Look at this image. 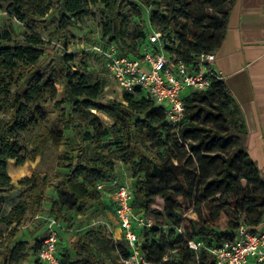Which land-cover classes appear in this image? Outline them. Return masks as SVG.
<instances>
[{
    "label": "trees",
    "instance_id": "16d2710c",
    "mask_svg": "<svg viewBox=\"0 0 264 264\" xmlns=\"http://www.w3.org/2000/svg\"><path fill=\"white\" fill-rule=\"evenodd\" d=\"M234 2L0 0V12L25 25L21 39L12 24L0 31V241L6 249L0 264H43L42 241L18 237L23 222L44 214L47 201L50 218L64 222L68 213L84 214L91 203L102 206L98 184L116 178L117 164L131 172L135 212L155 223L140 231V251L148 264H217L212 251L234 241L241 224L259 230L264 177L248 153L246 123L223 79L187 95L185 116L172 125L165 110L140 89L124 92L121 100L105 97L107 83L89 82L68 52L71 28L94 17L100 43L117 47L123 56L140 59L148 34L156 30L163 33L167 52L193 64L195 56L222 47ZM39 29L63 41L62 54L47 65L42 58L48 41ZM51 102L55 129L47 124ZM69 131L80 148L59 155L63 172L36 169L21 179L19 200L2 215L3 195L16 190L9 162L21 166L28 156L35 160L47 148L59 150L69 143ZM27 132L33 134L26 153L21 136ZM191 212L195 219L188 217ZM110 242L126 261L128 246L115 238ZM75 249L77 258L67 249L59 251L60 264H107L90 242L79 241Z\"/></svg>",
    "mask_w": 264,
    "mask_h": 264
},
{
    "label": "built area",
    "instance_id": "2783aa9c",
    "mask_svg": "<svg viewBox=\"0 0 264 264\" xmlns=\"http://www.w3.org/2000/svg\"><path fill=\"white\" fill-rule=\"evenodd\" d=\"M105 61V67L122 92L144 91L157 107L165 110L166 121L178 124L185 116L184 92L207 91L215 79H222L216 68V53H202L195 56L193 64L176 58L165 49L163 33L153 30L142 47V57L133 59L123 56L115 46L94 47ZM111 186L114 197V212L126 241L130 255L124 264H148L140 251V231L154 227L153 219L137 214L132 205L133 189L126 180L118 178L99 183L104 191ZM58 220L50 218L48 233L42 240L39 259L43 264H60ZM190 247L199 245L190 242ZM217 264H264V223L257 232L241 224L234 241L212 251Z\"/></svg>",
    "mask_w": 264,
    "mask_h": 264
},
{
    "label": "rangeland",
    "instance_id": "374dc122",
    "mask_svg": "<svg viewBox=\"0 0 264 264\" xmlns=\"http://www.w3.org/2000/svg\"><path fill=\"white\" fill-rule=\"evenodd\" d=\"M96 10V9H95ZM12 24L15 30L16 36L21 39L22 34L25 31V25L16 21L8 19L5 11L0 12V31L7 25ZM39 32L47 39L48 44L45 46L44 56L42 63L47 65L52 60L57 59L63 51V41L58 42L56 37L49 36L48 32H44L39 29ZM71 33L74 35V39L68 47V52L75 56V63L84 68L89 82L93 83L97 80H104L107 83L104 96L107 98L121 100L123 98V92L118 87L116 81L110 76L105 67V61L94 50V47H104L101 42V34L98 29L96 19L94 17H88L83 23L74 25L71 28ZM192 90L188 89L184 92V95H189ZM63 98V88L61 89L59 100ZM46 111L48 113V126L52 129L56 128L57 113L54 109V102L46 105ZM4 116V113L0 112V118ZM107 125H111L112 121L106 116L100 114ZM37 132V131H36ZM33 132L23 133L21 140L26 147V153L31 149V138ZM69 138L68 144H63L59 150L47 148L42 156H38L35 160L31 157H27V161L24 165L18 166L15 161H10L8 165V172L12 179L13 185L16 190L11 193L3 195L5 198V205L2 208V215L7 214L9 209L19 200L20 193L22 192V186L19 184L20 180L26 176H31L34 170L40 169L44 173L63 172V169L57 167L58 157L60 154L68 153L73 148V152L79 150V141L76 139L72 131L66 133ZM92 149H94L92 147ZM23 153V155H26ZM116 178L120 180L128 181L131 186L133 180L131 178V172L126 166L122 164L116 165ZM51 189H49V196L51 195ZM107 198L104 196L103 205L100 206L96 203H91L88 210L84 214L70 212L67 214V219L64 221L58 220V232L59 242L58 250L64 251L65 249L71 252L73 258H77L75 246L79 241L90 242L97 257L103 259L107 264H124L122 257L117 249L113 247L110 242L111 239H118L120 244L127 247L126 241L119 236V230L116 228L115 216H114V204L109 205ZM161 201L158 202V207L161 206ZM45 217L36 219L28 216L23 222L19 239H27L33 242L35 239L42 241L48 233V226L50 222V215L48 213L50 209V202H46ZM189 218L195 219L196 214L190 213ZM66 226V227H65ZM65 233H70L66 236ZM5 246L0 241V261L5 255Z\"/></svg>",
    "mask_w": 264,
    "mask_h": 264
},
{
    "label": "crops",
    "instance_id": "0c3cea01",
    "mask_svg": "<svg viewBox=\"0 0 264 264\" xmlns=\"http://www.w3.org/2000/svg\"><path fill=\"white\" fill-rule=\"evenodd\" d=\"M216 56V68L246 123L248 153L264 177V0H235L225 40ZM113 190L107 185L102 191L109 205L114 204ZM40 218H46L45 214L36 217ZM115 224L121 236L116 216Z\"/></svg>",
    "mask_w": 264,
    "mask_h": 264
}]
</instances>
